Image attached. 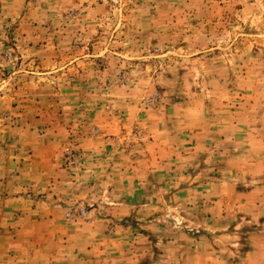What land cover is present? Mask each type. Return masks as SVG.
I'll list each match as a JSON object with an SVG mask.
<instances>
[{"label":"rangeland","instance_id":"374dc122","mask_svg":"<svg viewBox=\"0 0 264 264\" xmlns=\"http://www.w3.org/2000/svg\"><path fill=\"white\" fill-rule=\"evenodd\" d=\"M0 264H264V0H0Z\"/></svg>","mask_w":264,"mask_h":264}]
</instances>
